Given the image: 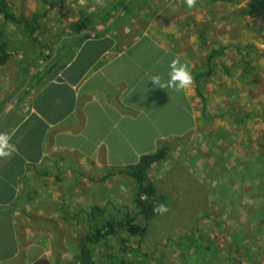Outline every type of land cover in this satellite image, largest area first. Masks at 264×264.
Listing matches in <instances>:
<instances>
[{
    "label": "crops",
    "instance_id": "crops-1",
    "mask_svg": "<svg viewBox=\"0 0 264 264\" xmlns=\"http://www.w3.org/2000/svg\"><path fill=\"white\" fill-rule=\"evenodd\" d=\"M123 7L113 3L100 17L92 8L66 7L61 14L75 16L60 19L59 32L35 36L44 38L42 51L28 36L29 48L13 56L20 62L16 75L0 81V134L15 148L0 157V264H81L90 216L114 196L108 194L112 176H105L138 165L162 146L173 154L210 127L207 97L231 84L226 75H235L241 60L237 26L260 24L248 18L263 10L264 0H196L193 8L186 0H129ZM85 16L97 32L84 31L92 37L79 41L84 35L66 32ZM106 20L108 28L97 30ZM222 48L213 75L204 76L210 54ZM48 56L52 61L39 66ZM173 60L192 76L179 92L151 82L154 75L166 80ZM197 75H203L199 87ZM217 97L225 107L228 96ZM86 244L95 262L104 257L113 264L114 254ZM148 263L144 253L121 264ZM151 264H162L161 257Z\"/></svg>",
    "mask_w": 264,
    "mask_h": 264
},
{
    "label": "rangeland",
    "instance_id": "rangeland-1",
    "mask_svg": "<svg viewBox=\"0 0 264 264\" xmlns=\"http://www.w3.org/2000/svg\"><path fill=\"white\" fill-rule=\"evenodd\" d=\"M137 1L130 0V3ZM128 2L7 0L9 10L18 17L22 15L32 20L35 15L40 16L38 22L42 28L36 34L39 37L54 30L59 32V20L75 16L73 11L72 16L62 15L66 7H80L83 12L90 9L89 13L92 8L94 15L100 17L113 3L125 7ZM258 12L248 19L260 24L237 26L243 35L242 39L236 38L241 60L237 59L235 75H226L231 84L220 85L218 93L213 91L212 97H207L212 122L207 116L205 124L210 127L205 128L200 137H191L178 144L166 162L151 170L150 179L164 196L168 211L149 224L139 218L140 226L147 229L143 245L138 244L140 238L133 239L126 248L129 253L121 254L124 259L137 260L145 253L150 264L160 262V257L162 264H207L210 258L206 257L205 249L209 247L226 263L228 245H233L237 235L247 245V251H252L245 257L248 261L242 264L264 263V7ZM227 23L232 24L234 20ZM3 30L10 51L22 50L23 42L16 43L22 36L27 42L28 35L21 31L22 28L9 24ZM15 58L7 66L0 67L3 84L11 82L16 75L20 62ZM25 59L26 56L22 61ZM230 60L234 62L233 57ZM218 71L217 75L223 77L222 69ZM220 94L228 96L225 107L217 97ZM217 118L220 123L213 121ZM112 180L108 194H113V198L99 202L98 207L108 213H116L121 207L124 213L134 211V183L121 176L112 177ZM119 238L105 242L104 255L124 249L118 244ZM239 245L234 242V246ZM159 249L158 257H153ZM259 250L263 253L261 258L255 257Z\"/></svg>",
    "mask_w": 264,
    "mask_h": 264
},
{
    "label": "trees",
    "instance_id": "trees-1",
    "mask_svg": "<svg viewBox=\"0 0 264 264\" xmlns=\"http://www.w3.org/2000/svg\"><path fill=\"white\" fill-rule=\"evenodd\" d=\"M41 1L43 2L45 0ZM257 1L261 0H254V2ZM0 17L3 18V24L0 25V67L7 66L11 62L15 54L10 51L9 40L6 36L5 31L3 30V27L8 26L9 24L13 25L14 27L22 28L21 31H23L26 35H28L29 37L32 36L31 39L34 40L32 41L34 47L38 49V51H42L43 43L38 39L39 37H35L37 36L36 34L38 33V31L42 28L40 23L38 22V18L40 16L35 15L32 20H26L22 15L18 17L9 10L7 0H0ZM90 21L91 20L86 16L82 17L80 22L77 25L70 27L66 33L68 35H80L84 31H96L90 28ZM109 22L110 20H106L102 27L97 30L104 29L109 24ZM107 31H105L101 35H104ZM91 37L92 35H84L81 39H79V41L88 40L91 39ZM19 42H23V47L29 48L27 47L28 43L25 42V40H19L16 43ZM224 51L225 49L222 48L210 54L207 61L209 69L206 71L204 76L213 75V62L217 58L221 57L224 54ZM50 58V56L46 57L45 60L41 61V64H39V66L43 65ZM25 61H27V59H25ZM25 61L23 62L25 63ZM39 66L37 65L36 67ZM30 74L31 71L24 73V78L27 79ZM202 78L203 75H197V87H199V83ZM197 89L198 93L200 94L199 88ZM262 121L264 122V120ZM170 152V147L162 146L156 153L142 157L139 164L134 167H130L125 170L108 172V174L105 176V179L111 176H121L130 179L134 183V185L136 186L133 199L134 211L130 210L124 213V208L121 207L116 213H108L104 209L95 207L94 212L91 214L89 219L91 223L88 226V229H92V235H89L88 237H86V239H84L85 244L78 258L81 264H98L94 260V254L90 249V245L86 243L92 244L93 246L98 245L100 248H104L106 241H113L115 240V238L120 237L119 239H117V241L121 248L123 247L124 249L116 250L117 254H114L117 256L111 257V259L113 258V264H121L123 262L124 258L121 256V254L123 253L127 255L129 253L128 251H126V248H129L128 245L132 244L131 241L133 239L140 238L138 244H141V246L143 245V240L147 234V229L146 227L144 228L140 226L139 218H142L143 222L149 224L151 221L161 215L156 212L155 209L160 205H165L166 203L164 196L159 194L156 185L150 179V172L154 168V166L166 162L170 155ZM123 235H125L126 237H123ZM234 242L235 244L240 245L234 246ZM234 242L233 245H228L229 252L226 263L214 250H211V248L209 247L208 249H205V251L208 253L206 257L210 258L207 264H213L215 262H224L225 264H242L243 262H247V259L249 257L248 255L251 254L252 251H247V245L243 243V240L240 236L237 237L236 235L234 237ZM262 255L263 253L259 250L258 253H256L255 257L261 258ZM246 256L248 257L245 258ZM99 264H105L104 257L99 260Z\"/></svg>",
    "mask_w": 264,
    "mask_h": 264
},
{
    "label": "clouds",
    "instance_id": "clouds-1",
    "mask_svg": "<svg viewBox=\"0 0 264 264\" xmlns=\"http://www.w3.org/2000/svg\"><path fill=\"white\" fill-rule=\"evenodd\" d=\"M196 0H186L188 8L195 6ZM170 71L168 78L162 79L159 75H154L151 78V82L154 86H158L161 89H173L177 92L187 88L192 83V76L187 66L181 64L179 60H173L170 65ZM15 150L14 146L10 143V137L7 134H0V157H8ZM156 212L163 215L168 209L164 205H160L155 209Z\"/></svg>",
    "mask_w": 264,
    "mask_h": 264
},
{
    "label": "water",
    "instance_id": "water-1",
    "mask_svg": "<svg viewBox=\"0 0 264 264\" xmlns=\"http://www.w3.org/2000/svg\"><path fill=\"white\" fill-rule=\"evenodd\" d=\"M107 27H108V26H107ZM83 33H84V32H82L80 35H84ZM55 57H56V55H55ZM55 57H54V58H55ZM51 61H52V60L48 61L46 64L48 65ZM40 70H41V69H40Z\"/></svg>",
    "mask_w": 264,
    "mask_h": 264
},
{
    "label": "bare ground",
    "instance_id": "bare-ground-1",
    "mask_svg": "<svg viewBox=\"0 0 264 264\" xmlns=\"http://www.w3.org/2000/svg\"><path fill=\"white\" fill-rule=\"evenodd\" d=\"M91 33V32H90Z\"/></svg>",
    "mask_w": 264,
    "mask_h": 264
}]
</instances>
